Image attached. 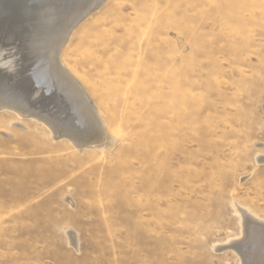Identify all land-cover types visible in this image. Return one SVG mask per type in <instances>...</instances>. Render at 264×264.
Listing matches in <instances>:
<instances>
[{
    "label": "rangeland",
    "instance_id": "374dc122",
    "mask_svg": "<svg viewBox=\"0 0 264 264\" xmlns=\"http://www.w3.org/2000/svg\"><path fill=\"white\" fill-rule=\"evenodd\" d=\"M58 64L104 146L45 122L97 136ZM0 98V264H244L227 247L238 207L264 220V0H0Z\"/></svg>",
    "mask_w": 264,
    "mask_h": 264
},
{
    "label": "bare ground",
    "instance_id": "6f19581e",
    "mask_svg": "<svg viewBox=\"0 0 264 264\" xmlns=\"http://www.w3.org/2000/svg\"><path fill=\"white\" fill-rule=\"evenodd\" d=\"M60 3V2H59ZM70 6V5H68ZM57 9V8H56ZM66 9V8H65ZM77 9V8H76ZM59 10V9H58ZM72 10V9H70ZM74 10V9H73ZM65 11V10H64ZM67 13V12H66ZM81 18H78L76 20H74V22L70 25L67 33L65 34V38L68 36L67 34L70 33V30L74 27V25L80 20ZM67 21V20H66ZM32 43V42H31ZM53 58V57H52ZM59 60V59H58ZM55 62V61H54ZM60 64V63H59ZM58 64V66H60ZM57 65V64H55ZM53 66V65H52ZM61 67V66H60ZM58 70V69H57ZM51 71V70H50ZM55 73V72H54ZM57 73V72H56ZM50 75V74H49ZM61 76V78L64 79L65 81V88L67 89V91L71 94H73V96L71 97L72 98V101L75 100V101H78L82 108H83V111L85 112L84 114L86 115L87 117V120H88V125H91L94 127V129L91 130V133H95L97 134L96 138H94L93 140L89 139L88 137V134L87 133H80L79 129H77L78 127V122H77V125L75 126L76 128H60L57 124H56V121L55 119L52 120L53 122L51 121H45L43 118H40L41 120L45 121L49 126L50 128L52 129V131L54 132V135L59 138L60 136L63 138V137H68L70 138V140L74 143V145L76 146V148H92L93 145H98L101 141H105V139L103 137L106 138V134L104 132V129H103V124L99 122L98 120V117L96 116L97 114L94 113V110L92 109V104L90 103L89 100H87L88 98L86 97V94L83 92L84 90H82L81 87H79L80 85L78 83H76V81L69 75L67 74V72H65L63 66L61 68H59V74ZM62 79V80H63ZM58 80H59V76H58ZM61 80V81H62ZM50 81V80H49ZM49 83V82H48ZM37 84L41 87L40 90L41 92L43 93V95L47 96V97H51V96H54L56 97V100L59 101V103L63 104V110L64 111V115L65 117H67L68 113L65 109V105L67 103H69V101L67 100H61V96L59 95H55L51 92L50 88L48 85H44V83H42V81L38 80L37 81ZM38 87V86H37ZM35 89V87H34ZM24 90V89H23ZM30 90V89H29ZM22 91V90H21ZM38 91V90H37ZM23 92V91H22ZM66 92V91H65ZM29 94V93H27ZM31 94V93H30ZM62 94V93H61ZM60 94V95H61ZM26 95V94H25ZM12 96V95H10ZM28 96V95H27ZM30 96V95H29ZM28 96V97H29ZM41 96V95H40ZM32 97V96H31ZM64 97L66 98V96L64 95ZM30 98V97H29ZM34 98V97H33ZM70 98V97H69ZM1 99V98H0ZM6 99V98H5ZM9 100V98H8ZM29 101V100H28ZM47 101V99H46ZM64 101V102H62ZM56 102V101H55ZM24 103V102H23ZM40 103V102H39ZM73 103V102H72ZM77 103V102H76ZM33 104V103H32ZM36 104V103H34ZM60 104V105H61ZM11 104L9 103V101H3L2 99V102L0 103V106L4 109V108H10ZM56 105V104H55ZM68 105V104H67ZM70 105V104H69ZM72 105V104H71ZM72 107V106H71ZM58 108V107H57ZM1 109V108H0ZM16 110V109H15ZM24 111V109L22 110ZM28 114V113H27ZM31 115V114H30ZM24 116V115H23ZM62 116V117H63ZM53 117V116H52ZM79 117V115H78ZM75 119V118H74ZM59 124V123H58ZM86 128V127H85ZM87 132L88 129L86 128ZM85 130V131H86ZM85 134L86 137H85ZM99 134V135H98ZM109 136V135H108ZM108 138V137H107ZM99 139H101V141H98ZM112 141V140H111ZM110 142V141H109ZM101 146H104V144H101V145H98V147H101ZM95 148V147H93ZM102 149V148H101ZM258 162L259 163H264V158H260L258 159ZM238 212L240 213L241 215V218H242V221H243V225H244V234L245 236H243L245 238L244 241H237V242H232V241H229L228 243L230 244V242H232L230 245L228 244V247L227 249H230V248H233L234 250H236L244 264H251L253 258H254V255H255V252L258 253V256L260 258V260L264 263V220H261L259 218H257L254 214H252L251 212H248V210H244V209H240L238 207ZM73 239H74V245L75 247L77 248L78 246V243L76 241V239L74 238L75 236L73 235L72 236ZM242 238V240L244 239ZM260 243H261V246H260ZM223 248V247H222ZM217 250H221V248H218ZM256 256V255H255Z\"/></svg>",
    "mask_w": 264,
    "mask_h": 264
}]
</instances>
